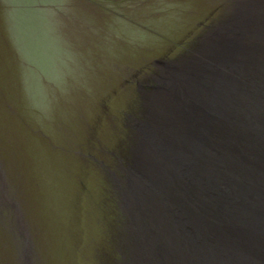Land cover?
Returning <instances> with one entry per match:
<instances>
[{"label": "rangeland", "instance_id": "rangeland-1", "mask_svg": "<svg viewBox=\"0 0 264 264\" xmlns=\"http://www.w3.org/2000/svg\"><path fill=\"white\" fill-rule=\"evenodd\" d=\"M235 2L0 0V264L122 263L143 98Z\"/></svg>", "mask_w": 264, "mask_h": 264}, {"label": "bare ground", "instance_id": "bare-ground-1", "mask_svg": "<svg viewBox=\"0 0 264 264\" xmlns=\"http://www.w3.org/2000/svg\"><path fill=\"white\" fill-rule=\"evenodd\" d=\"M235 3L238 25L143 98L116 184L121 264H264V0Z\"/></svg>", "mask_w": 264, "mask_h": 264}]
</instances>
